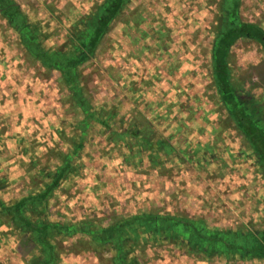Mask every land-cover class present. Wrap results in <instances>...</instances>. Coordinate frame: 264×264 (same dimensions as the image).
<instances>
[{
  "label": "rangeland",
  "instance_id": "1",
  "mask_svg": "<svg viewBox=\"0 0 264 264\" xmlns=\"http://www.w3.org/2000/svg\"><path fill=\"white\" fill-rule=\"evenodd\" d=\"M15 1L36 42L65 53L103 0ZM228 3L126 1L92 56L75 66L83 97L119 133L92 121L65 175L27 207L28 218L96 228L137 212L170 213L232 232L264 230V166L212 75V43ZM238 8L239 19L264 29V0H239ZM226 62L233 88L264 122L260 42L237 37ZM72 95L61 71L35 56L0 11V200L39 191L81 138L85 114ZM49 238L52 264H118L112 245L86 232ZM41 249L13 212L0 209V264H38ZM125 256L132 264H264L144 228L125 242Z\"/></svg>",
  "mask_w": 264,
  "mask_h": 264
},
{
  "label": "trees",
  "instance_id": "2",
  "mask_svg": "<svg viewBox=\"0 0 264 264\" xmlns=\"http://www.w3.org/2000/svg\"><path fill=\"white\" fill-rule=\"evenodd\" d=\"M127 0H103L83 24L82 32L72 47L67 52H54L52 48L42 46L33 37L32 28L28 23L25 12L15 0H0V11L16 28L26 47L39 57L43 63L53 65L65 76L70 86L72 96L84 111L85 117L81 122V138L75 142L70 153L63 158L62 164L54 170L53 178L39 191L23 195L16 202L5 203L0 200V209L13 212L15 220L21 227L30 230L37 243L42 247L41 259L38 264H52L54 257V244L49 238L50 233L86 232L97 242H109L115 250L114 260L118 264H132L125 256V242L137 229L158 230L176 237L186 239L191 245L198 246L208 253L213 251L230 255L238 254L242 258L264 257V230L232 232L228 229L209 227L200 218L173 215L170 213H133L121 218L108 226L92 227L89 221L64 223L60 221H33L26 215L30 204H41L45 198L61 181L66 173V168L71 165L72 158L82 147L87 127L92 121L108 125L114 130L106 118L97 117L91 106L83 97L76 77L75 66L87 61L96 48L99 40L106 33L110 23L121 12ZM228 18L226 25L219 29L212 43V75L219 94L224 102L229 115L234 120L237 128L254 150L260 163L264 166V122L256 110L246 100L240 98L229 79V69L226 55L230 44L239 36L256 38L264 49V29L260 25L239 19V0H228ZM126 130L121 131L124 133ZM151 144L152 141H149ZM148 143V144H150ZM135 229V230H134Z\"/></svg>",
  "mask_w": 264,
  "mask_h": 264
}]
</instances>
